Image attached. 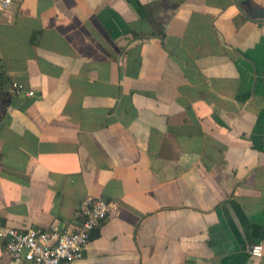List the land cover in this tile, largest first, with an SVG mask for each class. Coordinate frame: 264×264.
Segmentation results:
<instances>
[{
	"label": "crops",
	"instance_id": "obj_1",
	"mask_svg": "<svg viewBox=\"0 0 264 264\" xmlns=\"http://www.w3.org/2000/svg\"><path fill=\"white\" fill-rule=\"evenodd\" d=\"M87 197L119 209L76 264H264V19L235 0L0 9V217L63 228Z\"/></svg>",
	"mask_w": 264,
	"mask_h": 264
},
{
	"label": "built area",
	"instance_id": "obj_2",
	"mask_svg": "<svg viewBox=\"0 0 264 264\" xmlns=\"http://www.w3.org/2000/svg\"><path fill=\"white\" fill-rule=\"evenodd\" d=\"M14 0H0V9H8ZM14 93L22 94L25 85L12 82ZM32 96L34 91H27ZM119 209V203L103 197H87L79 205L75 224L63 228L30 227L27 230L10 226L0 217V237L11 264H76L83 259L93 232ZM252 254L261 257L264 244L257 242Z\"/></svg>",
	"mask_w": 264,
	"mask_h": 264
},
{
	"label": "water",
	"instance_id": "obj_3",
	"mask_svg": "<svg viewBox=\"0 0 264 264\" xmlns=\"http://www.w3.org/2000/svg\"><path fill=\"white\" fill-rule=\"evenodd\" d=\"M235 2L244 14L253 16L258 19H264V8L254 6L250 1L240 3L238 0H235Z\"/></svg>",
	"mask_w": 264,
	"mask_h": 264
}]
</instances>
